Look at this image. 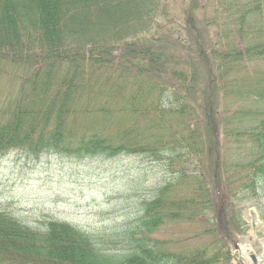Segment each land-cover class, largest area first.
Segmentation results:
<instances>
[{"label": "trees", "instance_id": "trees-1", "mask_svg": "<svg viewBox=\"0 0 264 264\" xmlns=\"http://www.w3.org/2000/svg\"><path fill=\"white\" fill-rule=\"evenodd\" d=\"M188 1L177 19L188 38L164 40L153 36L170 32L165 0H0V78L15 82L0 102V155L137 156L162 173L135 223L107 243L63 222L34 229L0 209V264H232L225 234H235L240 213L218 233L226 219L217 221L216 197L254 199L264 186V67L251 77L243 69L264 61V0ZM166 42L192 64L161 61L173 58ZM228 95L250 104L220 118ZM199 113L202 133L192 124ZM198 215L216 242L182 248L154 237Z\"/></svg>", "mask_w": 264, "mask_h": 264}, {"label": "rangeland", "instance_id": "rangeland-1", "mask_svg": "<svg viewBox=\"0 0 264 264\" xmlns=\"http://www.w3.org/2000/svg\"><path fill=\"white\" fill-rule=\"evenodd\" d=\"M217 3V0H208ZM198 6L207 4V0H195ZM167 15L162 18L165 26L163 31L170 30L169 33H158L154 38L163 37L164 40L171 39V36H177L180 33L185 39L186 32L182 22L178 23V16L181 15L183 8L181 5L187 4L188 0H165L164 2ZM199 11V12H198ZM197 13L200 14V10ZM160 18L158 19V21ZM208 25L213 27L211 19ZM202 30V27H199ZM162 31V32H163ZM182 37V38H183ZM189 42V40H186ZM166 42L163 45L165 51L171 55V59H162L168 62L170 66H189L192 64L190 53H179L175 44ZM169 44V45H167ZM264 61L258 64H249L243 67L244 73L253 76L255 72L263 69ZM231 74V73H230ZM228 74V75H230ZM169 75V73H168ZM237 75V74H236ZM10 75H3L0 78V102L6 98V94L11 93V87H7L5 81ZM168 79V78H166ZM166 79H162L167 81ZM200 77L198 89L193 95L194 102H191L189 108L194 110L202 101L201 90L204 87L203 80ZM223 96L225 93H223ZM233 94V93H232ZM222 101L219 117L225 115L232 116L237 108L247 106L250 101L240 104L230 97L237 96L228 95ZM238 108V109H239ZM192 124L197 123L198 132L203 129V116L200 113L195 116ZM201 123V125H200ZM231 151V147H223L221 153L227 158L226 150ZM233 155L229 159H233ZM154 165L149 162L140 160L137 156H120L115 159L102 158H84L78 159L71 156L60 154H41L40 156H32L24 151L9 152L0 155V209L9 211L14 216L21 219L24 223L31 226H39V220L51 217L60 221L71 223L81 231L93 233L96 237L100 236L101 240L108 242L110 232L113 229L127 228V224L135 223V218L140 213L141 197L151 194L152 188L162 179V173ZM205 170V168H204ZM172 171H175L173 169ZM207 180L204 186H211V178L209 173L205 171ZM264 184V183H263ZM151 189V190H150ZM257 197L254 199L243 198L240 194L229 197L223 192L216 197L218 206L217 221L221 217L226 219V223L216 226L218 233L222 234L223 227L230 221L238 220V212L240 213V226H233L235 233L234 243L241 246L239 254L234 250V245H230L231 254L236 259L240 258V263L244 264L242 250L250 246L251 255L247 256L249 264H264V186L261 190H257ZM140 195V196H139ZM215 217L214 215H211ZM204 215H198L193 222H178L175 225H169L165 231H161L155 235L157 239L171 238L178 241L182 248L190 246H201L207 241L216 242L204 234ZM216 232V235L219 234ZM232 237L228 234L225 236ZM100 237H98L100 239ZM221 241V240H220ZM109 251L113 252L121 250L122 244L112 246L106 244ZM214 246V243L213 245ZM229 246V243H228ZM220 249L222 247L219 244ZM127 248V246H126ZM126 248L123 251H126ZM225 248H223L224 250ZM122 251V250H121ZM254 258V259H253ZM242 261V262H241Z\"/></svg>", "mask_w": 264, "mask_h": 264}, {"label": "bare ground", "instance_id": "bare-ground-1", "mask_svg": "<svg viewBox=\"0 0 264 264\" xmlns=\"http://www.w3.org/2000/svg\"><path fill=\"white\" fill-rule=\"evenodd\" d=\"M145 162H148V161H145ZM149 164L154 165L153 167H156V168L158 169V165H157L155 162H149ZM160 171H161V170H160ZM151 195H152V192H151V194H148L147 196H144V197H141L140 195H139V196H140V199L145 200V199H148ZM243 198H244V197H243ZM169 225H171V223L166 224V225L164 226L163 231H165V228H166L167 226H169ZM228 250H230V245L228 246ZM248 251H249V252H252L250 246H248V248H247V246H246V247L243 248V250H242V255L245 257V258H242L244 264H249V261H248L247 256H249V255H251V254L248 253ZM230 255H231V252H230ZM231 257H232V261H231V263H232V264H238V262L234 259V257H233L232 255H231ZM241 262H242V261H241Z\"/></svg>", "mask_w": 264, "mask_h": 264}, {"label": "water", "instance_id": "water-1", "mask_svg": "<svg viewBox=\"0 0 264 264\" xmlns=\"http://www.w3.org/2000/svg\"><path fill=\"white\" fill-rule=\"evenodd\" d=\"M254 259V258H253Z\"/></svg>", "mask_w": 264, "mask_h": 264}]
</instances>
